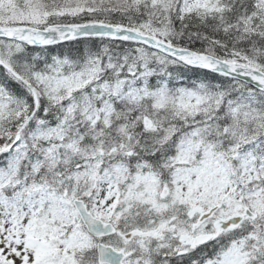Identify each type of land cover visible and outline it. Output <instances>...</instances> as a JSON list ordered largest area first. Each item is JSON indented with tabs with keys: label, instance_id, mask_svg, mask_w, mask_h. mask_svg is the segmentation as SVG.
Returning <instances> with one entry per match:
<instances>
[{
	"label": "snow or ice",
	"instance_id": "1",
	"mask_svg": "<svg viewBox=\"0 0 264 264\" xmlns=\"http://www.w3.org/2000/svg\"><path fill=\"white\" fill-rule=\"evenodd\" d=\"M0 264H264V0H0Z\"/></svg>",
	"mask_w": 264,
	"mask_h": 264
}]
</instances>
